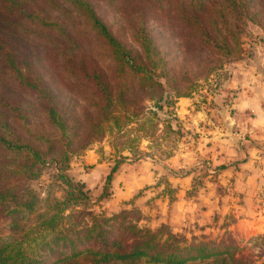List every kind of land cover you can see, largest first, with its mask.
Returning <instances> with one entry per match:
<instances>
[{
	"label": "trees",
	"instance_id": "trees-1",
	"mask_svg": "<svg viewBox=\"0 0 264 264\" xmlns=\"http://www.w3.org/2000/svg\"><path fill=\"white\" fill-rule=\"evenodd\" d=\"M95 2L132 14L124 33ZM248 22L264 28V0H0V264H186L224 255L221 264H253L234 241L141 226L148 217L134 200L126 203L133 211L97 212L63 165L113 129L136 123L153 134L158 116L147 103L161 109L166 87L179 98L208 80L240 50ZM49 160L60 169L61 198L29 184Z\"/></svg>",
	"mask_w": 264,
	"mask_h": 264
},
{
	"label": "crops",
	"instance_id": "crops-1",
	"mask_svg": "<svg viewBox=\"0 0 264 264\" xmlns=\"http://www.w3.org/2000/svg\"><path fill=\"white\" fill-rule=\"evenodd\" d=\"M240 68L242 74L237 79L235 76L232 85L224 91L229 94L234 89L240 90L231 105L236 113L249 118L244 117L239 129L233 133V125L222 128L226 131L224 135L219 126L200 127L197 141L186 144L168 159L127 158L108 184L110 197L99 202L102 210L119 211L131 207L126 203L134 200L150 223H160L171 215L172 222L184 224L199 210L210 216L234 208L239 221L260 222L257 225L261 227L256 228L264 232V169L257 165L260 151L256 139L259 137H247V132L258 133L264 127V93L259 90L262 83L256 72L248 70L245 64ZM177 105V114L195 115L198 118L195 122L205 117V112L195 109L193 98H180ZM114 161L88 151L78 159L71 173L77 181L95 183L96 195L100 196ZM200 180L203 188L198 194H191ZM223 187V193L217 192ZM173 206L176 210L171 214Z\"/></svg>",
	"mask_w": 264,
	"mask_h": 264
},
{
	"label": "rangeland",
	"instance_id": "rangeland-1",
	"mask_svg": "<svg viewBox=\"0 0 264 264\" xmlns=\"http://www.w3.org/2000/svg\"><path fill=\"white\" fill-rule=\"evenodd\" d=\"M95 7L99 16L119 35L120 33H124L123 30L127 28L129 20L133 17L131 13L120 15L116 9H109L99 2H95ZM240 39L241 46L237 54L234 57L224 59L223 67L214 71L208 80H197L196 83L198 84L192 88L189 95L178 98V91L174 88L166 87L164 99L160 102L161 109L157 108L153 102L147 103L146 106H149L158 116V119L156 120L158 129L154 133L149 132L153 134L146 136L144 133L145 129L140 128L136 123L131 124L122 132L113 129L104 135L96 136V140L88 145L87 148H77L79 149L78 152L72 154L70 160L63 163V165L69 166L66 175H68L70 180L75 185H84L85 193H87L91 201L96 204L95 210L97 212L107 213L102 210L99 205V198L104 190L100 196H97L96 190L94 189V185H96L95 183L90 182L89 184H81L82 182L75 180L71 173L72 167L78 162V159L88 151L99 153L103 159H114L115 163L120 161L123 156H127L132 160H137L145 156H156L161 159H166L186 144L190 145L196 142L201 131L198 130L200 127L210 129L211 127L217 128L219 126V129H221L225 135L226 131H223L222 128H229L230 125H233V133H235L237 129H239L240 124L244 122V117L249 118V115L243 117L236 113L237 111L232 108L231 105V103L234 102V98L237 97L238 93L236 92H240V90L234 89L229 94H224V91L232 85L231 80H233L235 76L237 79V76L242 74L240 67L242 64H245L247 65L248 70H254L256 72L255 76L258 77L262 83L259 90L264 93V28L252 22H248V24L242 28ZM238 69L240 72H237ZM184 89L186 88H181V91H186ZM16 97L18 98V96ZM180 98H186L188 100L193 98L195 109L205 112L203 113L205 114V117L195 122V119H198L195 115L193 117V115L191 116L188 114L185 116L177 114V102ZM137 102L139 105H144L141 98H138ZM194 114H197V116L200 115L198 113ZM85 135L88 140L93 138V133L91 132H86ZM252 135L254 137L255 135L259 137L256 139L260 151L257 158V165L264 169V127L260 129L258 133L247 132V137L251 138ZM49 162L50 163L44 167L45 170L41 180L32 181L29 184L32 185L31 187L38 194L43 195L44 189L45 191L47 189L45 187H49L52 194L57 198H61L64 192L58 187V185L63 184H61L55 176L60 173V169L56 163H53V161L49 160ZM201 183L202 180L199 182L197 181V185L191 190V194H198L200 188H203V185H200ZM224 190L223 187L222 189H218L217 192L223 193ZM240 199H242V197ZM173 207H170L171 214L176 210L175 206ZM127 209L128 211H133L130 210L131 207ZM258 209L260 210V207H258ZM137 216L136 213H133L132 215L133 218ZM193 216L194 218L188 219L184 224L172 222L170 215L166 220L160 223L141 221L140 225L155 230L156 228H159L162 223H167V225L169 224L172 227L170 228L168 225L174 233L184 234L189 239L195 236L198 239L206 237L216 241H234L236 245L243 250L242 254L245 258L252 261L253 264H264V232H261L260 228H256L261 227L257 225H260V222L255 221L257 223L253 224L251 222L239 221L240 219L236 215L234 208L226 213H214L210 216H206L201 210H199L198 213H194ZM249 218H251V216H249ZM227 257V255H224L220 258L213 257L205 260L190 261L186 264H221V261L218 259ZM78 264L154 263H151L146 259H140L132 262L113 261L109 263H96L91 260H83Z\"/></svg>",
	"mask_w": 264,
	"mask_h": 264
}]
</instances>
